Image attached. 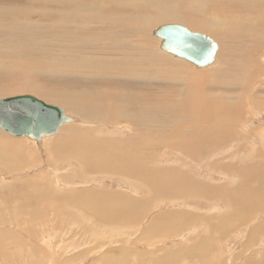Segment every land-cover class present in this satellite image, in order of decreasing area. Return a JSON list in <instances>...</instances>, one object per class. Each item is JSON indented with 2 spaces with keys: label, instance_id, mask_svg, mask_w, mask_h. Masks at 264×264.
Returning <instances> with one entry per match:
<instances>
[{
  "label": "bare ground",
  "instance_id": "bare-ground-1",
  "mask_svg": "<svg viewBox=\"0 0 264 264\" xmlns=\"http://www.w3.org/2000/svg\"><path fill=\"white\" fill-rule=\"evenodd\" d=\"M210 1L214 4L213 9L227 11L231 16L227 20L214 18L204 21L201 26L221 34L226 42L229 36L235 37L236 41L244 37L247 44L243 39L246 48H240L239 53H235L231 59H225L221 66L220 60L219 65L209 70L195 71L188 64L174 61L169 53L165 54L157 47L163 54L158 55L155 52L156 43L150 41L148 36V29L155 20L169 17L191 19L193 11L201 10L199 6L193 10L190 7L180 10L178 1L170 0L169 4L156 0H42L48 7L54 8V11H45L44 15L42 11V15L56 21L53 25L37 28L24 23V11L28 8L21 4L25 0H10L12 4L18 5L15 7H6L4 5H10L6 4L8 0H0L3 2L0 6V74L12 76L10 85L6 83L8 85L0 86V99L12 97H6L12 92L32 91L46 99L42 100L63 107L74 118L71 122H64L59 131L52 134L56 135L65 129L60 137L56 135L59 140L55 138L56 141L51 142L56 163L76 165L83 175L90 172L127 178L148 198L158 194L163 200L185 198L182 197L187 195L185 191L190 186L198 187L196 184L202 181L197 175L189 173V164H204L208 168V165H217L220 159L218 162L216 159L211 161L208 154L226 153L224 149L229 140H264V127L248 130V124L253 120L244 118L254 101L253 96H250L253 80L255 76L263 77L264 72V0ZM112 6L115 9L110 11ZM116 9L127 12L113 13ZM247 35L250 37L247 38ZM41 74L59 77L64 87L74 89L57 91L53 95L66 105L52 102L53 96L50 97L49 92L43 91L40 84L36 83L35 76ZM156 85H165L167 88L155 92ZM168 85H175V88L170 89ZM76 86L81 89L77 90ZM239 90L241 93H238ZM167 94L174 95L175 100L164 104L150 101ZM255 108L264 112V106L256 105ZM78 115L93 126L76 129L72 122H76ZM3 131L0 130L1 167L7 164L8 170H20L18 160L21 156L24 159H27L26 156L33 158L32 161L27 160L30 162L28 166L36 162V154L32 153L36 149H29L30 146L24 141V138L29 137L8 132L5 135ZM157 140L159 150L155 149ZM252 140L247 141L248 144ZM46 146L48 148L50 143L46 142ZM7 148L11 153H8ZM175 151L183 156H177L178 165L165 166L170 165V155ZM256 156L258 158L263 154ZM257 161L254 163L257 164ZM49 162L56 164L51 159ZM254 163L249 165L252 170L257 167ZM200 166L198 170H201ZM245 171V185L242 184V187L255 176ZM242 187L239 193L229 192L225 197L233 209L245 207L251 200L254 201L251 197L255 194L242 191ZM126 193L93 189L80 192V197L76 195V201L102 217L127 219L133 217L135 207L142 198Z\"/></svg>",
  "mask_w": 264,
  "mask_h": 264
},
{
  "label": "rangeland",
  "instance_id": "rangeland-1",
  "mask_svg": "<svg viewBox=\"0 0 264 264\" xmlns=\"http://www.w3.org/2000/svg\"><path fill=\"white\" fill-rule=\"evenodd\" d=\"M25 1L21 4L24 5V8H28L24 11V23L42 28V25L44 27L49 24L53 25L56 21L53 18L43 16L47 10L54 11L52 6L48 7L49 5H46L42 0ZM168 1L156 0L159 3L166 2L169 4ZM171 1H178L180 10L189 7L193 10L195 6H199L201 10L199 12L193 11L191 19L185 17L186 19L179 20V18L169 17V19L155 20L152 23L153 25L149 28L150 31L148 29V36L150 41L156 43H154L155 52L158 55H163L161 52L168 53L160 49V39L153 35V30L161 24L172 22H179L193 30L206 33L219 44V50L221 49L219 56L217 53L216 62L209 67H197L186 60L168 54L169 57L175 59L174 61L178 60L185 65L188 64L187 66L192 70H209L220 60L221 66L225 59H231L235 53H239L240 48H246L247 42L244 37L237 38L236 41L235 37L229 36L230 39L226 38L228 40L226 42L222 39L221 34L201 26V22L215 20L214 18L227 20V17L230 18L231 16L227 11L213 9L214 4L210 0ZM1 3L3 2H0V6H2ZM6 4H10L4 5L6 7L18 6L14 3L13 5L10 0ZM114 9L112 6L109 10L113 11ZM126 12L123 9H116L113 13ZM237 26L240 27V25ZM232 27L234 28V25ZM243 28L246 27L243 26ZM248 37L250 36L247 35ZM243 39L246 44L243 43ZM157 47L161 52L158 51ZM238 60L241 61L242 59L239 58ZM262 74L263 77L261 78L255 76L254 84L252 83L251 86L250 96H253L254 101L250 106L252 108L248 109L246 117H244L253 120L248 124V130L264 127V118L261 119L264 112L255 108L256 105L264 106V72ZM11 77L3 76V73L0 74V86L10 85ZM35 79L43 91L49 92L50 97L57 91L74 90L66 85L64 87V84H61L62 79L59 77L41 74L35 76ZM156 86L155 92L167 88L165 85ZM168 87L173 89L175 85H168ZM76 89L80 90L81 88L76 86ZM238 93H241L240 90ZM21 94L37 95L32 91H16L6 95V97ZM169 95H161L150 99V101H161L164 104L170 100H175L174 95ZM37 96L44 99L40 95ZM51 99L52 102L58 101V104L66 105L62 101L60 103V100L54 96ZM67 110L72 112L69 108ZM249 116H252V119ZM75 121L72 124L76 129L79 127L86 129L93 126L92 123L83 121L80 116ZM63 130L65 131V129ZM239 130L243 131L242 129ZM61 132L56 134L57 137L61 136ZM3 133L8 135L5 131ZM56 135L43 138L40 145L35 140L24 138L27 146H30L29 149H36L34 152L32 151L36 154V162H31L30 166H28V162L32 161L31 156L30 158L26 156L27 159L22 156L19 157L20 170H8L7 164L0 166V264H264V153L262 152L264 140L259 142L249 139L253 141H250L253 144H248L247 141L249 140L244 139L229 140V144L224 149L226 153L220 152V156L215 152L208 154L211 161L216 159L218 162L220 159L217 165H208V168L207 165L200 164L203 166L198 165L201 170L195 166L196 163L188 165V167L191 165L189 167L191 172H188L197 175V178L202 180L201 183L196 184L199 188H191L190 186L185 191L187 195L182 196L185 198L176 197L175 199L163 200L160 198V194L153 196V198L149 197V199L141 190H137L133 184L129 183L127 178H118L111 174L104 176L90 172L84 176L76 165L56 163L54 161L56 153H54V145L51 143L59 140ZM112 137L114 138V136ZM55 138L56 140H54ZM108 138L111 137L108 136ZM174 141L177 142V140ZM46 142L50 143L48 148ZM156 142L155 149L159 150V141ZM249 148L251 152H249ZM256 148L258 151L262 148V151H255ZM7 151L11 153L9 148ZM177 153L179 152L175 151L170 155V165L165 166L175 167L174 164L178 165L177 156L182 155ZM30 154L31 152L28 153V155ZM262 154L263 156H261ZM50 155L52 156L50 157ZM255 155L261 156L258 157L261 160L257 161L258 158ZM50 159L56 164L50 163ZM253 159L254 161H252ZM27 160L29 161L27 162ZM255 161L260 163V166L257 162L255 164ZM235 162L237 163L235 164ZM252 162L257 165L254 170L249 166ZM246 169L248 171H245ZM244 171L255 176L250 182L248 181L246 186L242 187V184L245 185ZM241 187L242 191L246 190L250 194H255L251 197L254 201L250 199L252 202L247 203L245 207L240 206L233 209L225 197L229 192L239 193ZM93 189L127 192L126 194H134L142 199L135 207L133 217L127 219L105 218L92 212L83 203L76 201V195L80 192ZM78 197L80 196L78 195ZM51 203L53 204L51 205Z\"/></svg>",
  "mask_w": 264,
  "mask_h": 264
},
{
  "label": "water",
  "instance_id": "water-1",
  "mask_svg": "<svg viewBox=\"0 0 264 264\" xmlns=\"http://www.w3.org/2000/svg\"><path fill=\"white\" fill-rule=\"evenodd\" d=\"M160 49L192 63L207 67L216 61L219 44L211 36L179 23H165L153 30ZM66 110L33 94L0 99V128L15 136H27L38 144L59 131L64 122L73 121Z\"/></svg>",
  "mask_w": 264,
  "mask_h": 264
}]
</instances>
